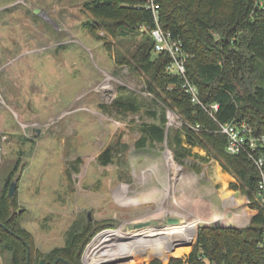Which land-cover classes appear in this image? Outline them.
Returning <instances> with one entry per match:
<instances>
[{
    "label": "rangeland",
    "instance_id": "obj_1",
    "mask_svg": "<svg viewBox=\"0 0 264 264\" xmlns=\"http://www.w3.org/2000/svg\"><path fill=\"white\" fill-rule=\"evenodd\" d=\"M91 1L0 0V195L15 179L9 208L30 234L35 257L65 245L70 225L87 222L91 211L93 233L82 264L103 231L145 233L198 221L179 230L184 235L155 229L127 247L104 243L99 258L86 262L186 259L201 226L232 224L242 212L256 211L252 202H264L259 190L249 197L235 189L234 174L207 149L187 144L183 134L178 146L181 120L176 114L170 122L168 115L176 111L148 91L147 75L132 67L146 29L140 25L136 37L92 29ZM253 80L246 75L248 89ZM153 125L164 127L163 140L146 131ZM107 149L111 160L105 164L100 156ZM167 151L180 169L169 165ZM168 217L183 222L168 224ZM154 220L157 225L133 229ZM187 234L195 239L186 242ZM3 249L0 264H11L12 254ZM113 250L117 256L107 257Z\"/></svg>",
    "mask_w": 264,
    "mask_h": 264
},
{
    "label": "trees",
    "instance_id": "obj_2",
    "mask_svg": "<svg viewBox=\"0 0 264 264\" xmlns=\"http://www.w3.org/2000/svg\"><path fill=\"white\" fill-rule=\"evenodd\" d=\"M156 1L160 4L162 27L183 42L189 55L187 77L198 87L200 99L206 104L219 103L216 119L193 103L191 95L182 87L183 77L167 71L168 54H156L153 59L155 41L149 30L155 25L154 18L150 10L137 7L146 0H92L87 4L95 16L92 29L103 28L114 35L136 37L141 33L139 26L145 27L147 35L138 44L133 57L136 62L132 67L139 66L147 75L146 89L182 117L184 122L176 135L178 146H181L184 135L187 144L207 149L220 160L225 170L234 174L239 182L233 184L235 189L242 188L251 197L259 190L261 177L258 170L245 155L228 153L225 136L214 130L218 127L217 121L246 120L256 133L264 134V14L255 19L250 16L255 0ZM246 75L254 77L251 89L246 86ZM132 109L135 110L136 106L133 105ZM196 124H200L201 129L192 127ZM146 131L154 140L161 141L165 137L162 125H153ZM100 158L105 164L109 163L111 151L105 150ZM9 184L8 180L4 193L0 195V222L9 228L0 225V246L12 254L11 264H40L42 259L44 264H52L58 257L70 264H82L81 254L93 233L92 221L76 220L67 231L65 245L48 252L38 251L35 257L30 234L10 211L13 195L7 190ZM252 204L256 212L248 225H203L186 259L173 257L168 264H264V205L256 201ZM184 233L187 232L175 230L166 235ZM147 235L136 237L135 243L144 241ZM187 235L186 242L193 241L196 236ZM24 240L29 245V263ZM167 255L165 251L164 256ZM57 264L68 263L60 260ZM152 264L162 263L156 260Z\"/></svg>",
    "mask_w": 264,
    "mask_h": 264
},
{
    "label": "built area",
    "instance_id": "obj_3",
    "mask_svg": "<svg viewBox=\"0 0 264 264\" xmlns=\"http://www.w3.org/2000/svg\"><path fill=\"white\" fill-rule=\"evenodd\" d=\"M137 7L145 8L152 12L155 25L149 32L155 41L153 52L155 54L166 53L170 56V62L166 68L167 71L172 75L183 77L182 87L191 95L193 103L203 107L216 119L215 112L219 110L220 105L219 103L206 104L200 99L198 87L187 77L186 64L189 55L183 46V42L175 38L171 31L165 30L160 23V4L156 0H146L144 4H140ZM261 14H264V0H255L250 16L255 19ZM143 29H145L144 26ZM173 113L175 118L177 114L181 120V125H183L184 121L180 114L177 112ZM217 122L218 127L214 132L225 136L227 152L233 155H245L258 170L261 177L259 192L261 200L264 202V134L256 133L252 125L246 120L226 123ZM192 127L196 130L201 129L200 124L192 125Z\"/></svg>",
    "mask_w": 264,
    "mask_h": 264
},
{
    "label": "bare ground",
    "instance_id": "obj_4",
    "mask_svg": "<svg viewBox=\"0 0 264 264\" xmlns=\"http://www.w3.org/2000/svg\"><path fill=\"white\" fill-rule=\"evenodd\" d=\"M168 115H169L170 122H173L174 119H175V114L172 111H170ZM167 158H168V161H169V165L172 168H175V169H180L181 168L180 165L178 163H176V161L173 159L172 153L170 151H167ZM221 174H220V176H221ZM224 175H223V177H225ZM170 189H172L171 186L169 187V191H170ZM227 197H229V196H227ZM237 199H239V198H237ZM189 226L190 227L191 226H198V221L186 222V223L175 225V226H167L165 228H159V229L155 228V229L156 230H164V231H167V230L168 231H172V230L178 231V230L189 229ZM155 229H151L150 231H155ZM150 231L149 232H145V233H140V232H136V231L135 232H126V231H124L122 229V227H119V228L114 229V230H108V231L103 232L102 234L97 236V238L95 239L94 243H92L93 246L91 247L90 251H88L85 254V259H84L85 260V264H87L86 261L88 259L97 260L99 258V256L102 254L101 253L102 252L101 245H103L104 243L107 244L106 247H111V244H109L110 242H112V241L117 242L118 241L117 242L118 245H120V246L126 245L125 247H127L131 240H134L136 237H143L146 234L150 233ZM116 251L117 250H113V251L109 252L107 254V257L117 256V254H116L117 252ZM103 263H106V262H103ZM111 263H117V260H114Z\"/></svg>",
    "mask_w": 264,
    "mask_h": 264
},
{
    "label": "water",
    "instance_id": "obj_5",
    "mask_svg": "<svg viewBox=\"0 0 264 264\" xmlns=\"http://www.w3.org/2000/svg\"><path fill=\"white\" fill-rule=\"evenodd\" d=\"M37 11H41V10L38 9ZM16 186H17V182L14 179L10 183V187H9V194L10 195H14L15 194ZM88 218H89V221L92 220V212L91 211H88ZM182 222H183V220L181 218H179V217H168V219H167V223L168 224H172V225L173 224H179V223H182ZM157 224H158V221H156V220H154V221H146V222H142V223L135 224L133 226V229H141V228L146 227V226H149V225H157ZM0 225L3 226L5 229L9 230V228L5 224H3V223L0 222ZM211 225L214 226V227H218V226H234V225H223V224H217V223H213ZM106 231H108V230H106ZM103 232H105V231H103ZM12 233L15 234V232H13V231H12ZM15 235L17 237H20L21 238V236H19L18 234H15ZM0 240H1V238H0ZM24 243H25V245L28 248L27 262L29 263V261H30L29 245H28V243L25 240H24ZM174 247H177V245H175ZM60 260H63L65 262H67L68 264H70L63 257H58L57 259H55V261L52 264H57V262L60 261ZM40 264H44V259H42L40 261Z\"/></svg>",
    "mask_w": 264,
    "mask_h": 264
},
{
    "label": "crops",
    "instance_id": "obj_6",
    "mask_svg": "<svg viewBox=\"0 0 264 264\" xmlns=\"http://www.w3.org/2000/svg\"><path fill=\"white\" fill-rule=\"evenodd\" d=\"M255 212L256 211L254 212L244 211L239 216L232 218V222H231L232 224H229V225H234L237 227H245L246 225L249 224L250 219Z\"/></svg>",
    "mask_w": 264,
    "mask_h": 264
}]
</instances>
